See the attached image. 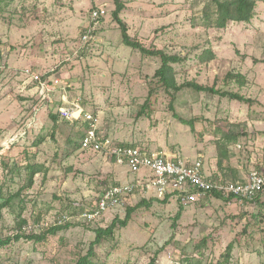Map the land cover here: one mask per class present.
I'll list each match as a JSON object with an SVG mask.
<instances>
[{
  "label": "rangeland",
  "instance_id": "rangeland-1",
  "mask_svg": "<svg viewBox=\"0 0 264 264\" xmlns=\"http://www.w3.org/2000/svg\"><path fill=\"white\" fill-rule=\"evenodd\" d=\"M0 2V158L10 166L4 171L0 165L2 197L26 183L28 163L46 169L35 177L33 188L24 190V212L19 199L12 209L2 210L0 238L17 232L20 213L29 224L41 215L43 225H51L57 213H77L75 203L87 205L112 184L134 179L127 166L74 147L86 126L82 121L54 122L51 113L72 108L76 99L115 141L182 159L202 157L212 180L236 181L252 169H264V1L258 2L251 22L221 30L204 21L211 0H120V18L133 39L148 50L182 58L173 64L179 85L215 86L250 102L189 89L173 101V92L159 88L155 78L160 58L123 43L113 16L116 0ZM96 6L107 13L85 44L82 36ZM205 51L214 54L211 61H201ZM25 72L47 75L56 89L53 102L41 101ZM228 74L241 75L243 83ZM179 118L194 120L195 129ZM229 134L239 138L227 146L229 158L221 168L218 143L225 144ZM152 195L146 198L149 207L138 208L127 227L96 246L97 261L149 264L157 255V264H217L233 244L231 260L222 264H264V194L263 204L209 196L184 207L179 219L177 199L163 203ZM141 201L136 198L130 206ZM126 213L127 207L118 208L89 224L73 214L76 224L49 245L21 239L1 248L0 264H73L88 252L96 229L123 220Z\"/></svg>",
  "mask_w": 264,
  "mask_h": 264
},
{
  "label": "built area",
  "instance_id": "built-area-1",
  "mask_svg": "<svg viewBox=\"0 0 264 264\" xmlns=\"http://www.w3.org/2000/svg\"><path fill=\"white\" fill-rule=\"evenodd\" d=\"M106 13L104 8L92 7L91 25L82 37L85 44L93 38L100 20ZM25 74L29 76L41 101L53 102L51 96H54L56 89L50 81L44 80L43 76L36 73ZM63 91L64 95L68 94V87L63 88ZM62 98L66 101L64 96ZM73 104L69 109L59 107L61 109L57 113L60 118L71 123L82 121L86 124L81 150L101 153L116 166H127L129 173L135 175L130 181L106 188L87 205L75 203V210L80 211L77 217L87 223L96 222L108 211L126 207L136 198L148 199L149 192L155 194L152 196L159 200L175 198L183 207L199 203L211 192L221 193L225 197L235 196L241 200H253L258 194L264 193V169L250 170L243 180H212L205 175L202 157L193 160L182 159L176 154L152 152L136 145H124L105 133L99 126L98 119L81 107L80 99H76ZM73 218L74 216L65 215L59 224Z\"/></svg>",
  "mask_w": 264,
  "mask_h": 264
},
{
  "label": "trees",
  "instance_id": "trees-1",
  "mask_svg": "<svg viewBox=\"0 0 264 264\" xmlns=\"http://www.w3.org/2000/svg\"><path fill=\"white\" fill-rule=\"evenodd\" d=\"M261 1H264V0H211V4L207 6L206 13L204 15V21H205L206 25L208 24L207 25L208 27H214V28L221 29V30L226 29L231 23H249L252 21V19L255 16V10H256L258 2H261ZM116 4H117V8L114 11L113 16H114V19L116 21H118V23L121 25L122 35H123V43L130 48L139 49L143 55L156 56V57L160 58L161 65L155 73V78L157 79V83H158L159 88H164L168 94L173 92L171 94L173 101L175 100V98H176L175 96L178 93L182 92L185 89H189V90H193L194 92H197V93L210 92L212 94H219L222 97H229L232 100L250 102V100H246L245 97H243L237 93L222 92V91L216 90L215 86L214 87H206V86L200 85L196 82H186L182 85H179L177 83L176 70L173 67V64L182 62V58L177 56V55H169L163 51L148 50L145 47H143V45L139 41L133 39L129 35L126 26L122 23V20L120 18V13L124 10V4L121 3L120 0H116ZM91 11H92V9H91ZM90 25H91V23H90ZM96 31H95V33H96ZM95 33L93 35H95ZM84 34H85V32H84ZM213 58H214V54L211 51H205L200 56V59L203 62L211 61ZM227 77L231 78V79L234 78L240 82L242 81V83L244 80V78L241 75L234 76V75L228 74ZM43 79L47 80L48 79L47 75H43ZM155 91H156L155 88L150 91L151 93L149 95V98H150V96L153 95V92H155ZM149 103H150V99H148L145 102V104L142 106L140 113H144L146 108H148ZM171 108H173V105H171ZM52 113H51L52 119L56 123L58 121V118H60V114H58L57 112H56L57 115L52 114ZM175 116H177V115H175ZM179 119H180L179 121L182 124L191 126L192 130L195 129L194 120L188 121V120H185L182 118H179ZM86 129H87V126H85V128L83 129V131L79 135L78 141H73L74 147H76V149L82 148L81 141L85 135ZM238 138L239 137L235 136L234 134H232V135L229 134V135H226V143L225 144L224 143H221V144L218 143V154H219L218 164L221 168L223 167V164L225 163V161L229 158L227 146L233 142H236L238 140ZM0 165L2 168H4V171L9 170V168H10L9 163L6 160H3L1 158H0ZM25 170H26V178H27L26 183H24V185L21 186V188L16 193H10V194L6 195L5 197H2L3 196V190L2 189H3L4 185L3 184L1 185V187H0V218H2V210L9 208V207H10L9 209H12L13 203L15 202L16 199H19V205L22 206L21 212H24L25 207L27 205V203L21 199L24 190L33 188V186L35 184V177L38 174L43 173L46 169H45L44 165H40L38 163H28L25 167ZM116 184H119V182L112 184L111 186L116 185ZM262 194H264V193L258 194L253 200L244 199V201L245 202H256L258 204H263V200H261ZM209 196H214L218 199H223L226 201L236 199L235 196L225 197L224 195H222L221 193H218V192H211L210 194L207 195V197H209ZM151 200H154V199L151 198ZM157 200L165 203L169 200V198L163 199V200H159V199H157ZM130 204H131V201L126 206L127 207V213H126V217L123 220L116 218L109 227H107L105 229L104 228L96 229V231H95L96 238L90 244L88 252L86 253V255H79L78 259H76V261L73 262V264H101L99 261H97V254L95 251L96 246H99L104 241L112 238L114 233H115V230L117 228L127 227L128 224L130 223L132 214L138 208H140L142 206H147V207L150 206V203L146 199H142L141 203H139L137 206H134V207H131ZM183 209H184V207L181 206V208H180V210L176 216V219H179L181 217ZM73 214L78 215V214H80V211H77V213H71V212L57 213V216H56L57 220L54 221L53 224H51V225L44 226L43 221L45 219H44V217L42 218L41 215H39L38 217H35L33 223L29 224V220L27 218H24L23 215L20 213L18 216L19 221L17 222V227H16L17 232L12 237H7L5 239L0 238V249L10 245L12 242H19L21 239H26L27 241H32V242H34L35 245H39V246L49 245L50 239L52 237L57 236L60 232L68 230L74 224H76V223H72L71 221H66L62 224H59V221H61L65 215L75 216ZM81 221H83V220H81ZM84 222L87 223L86 221H84ZM87 224H89V223H87ZM29 226L31 229L28 231L26 229V227H29ZM36 228H39L40 231H36ZM166 245H168V243H166ZM232 251H233V244H230L227 247L224 255L221 256L222 259L219 260L217 262V264H222L223 262L229 263V261L231 260ZM185 262L190 263V262H193V260L192 259H186ZM196 262H198V264H201V262H199V261H196ZM149 264H157V255L151 259Z\"/></svg>",
  "mask_w": 264,
  "mask_h": 264
},
{
  "label": "crops",
  "instance_id": "crops-1",
  "mask_svg": "<svg viewBox=\"0 0 264 264\" xmlns=\"http://www.w3.org/2000/svg\"><path fill=\"white\" fill-rule=\"evenodd\" d=\"M236 180H237V179H236ZM238 180H243V178H241V179H238ZM238 180H237V181H238Z\"/></svg>",
  "mask_w": 264,
  "mask_h": 264
}]
</instances>
